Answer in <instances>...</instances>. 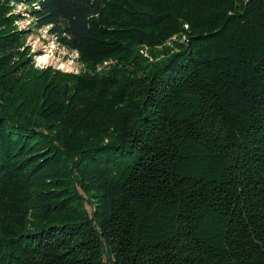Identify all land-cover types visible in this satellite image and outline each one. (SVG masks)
Wrapping results in <instances>:
<instances>
[{
  "label": "trees",
  "instance_id": "16d2710c",
  "mask_svg": "<svg viewBox=\"0 0 264 264\" xmlns=\"http://www.w3.org/2000/svg\"><path fill=\"white\" fill-rule=\"evenodd\" d=\"M0 264H264V0H0Z\"/></svg>",
  "mask_w": 264,
  "mask_h": 264
},
{
  "label": "rangeland",
  "instance_id": "374dc122",
  "mask_svg": "<svg viewBox=\"0 0 264 264\" xmlns=\"http://www.w3.org/2000/svg\"><path fill=\"white\" fill-rule=\"evenodd\" d=\"M23 9L20 5L17 6L16 11ZM28 24L29 20L18 22L20 28H25ZM28 44L34 52V62L38 68L52 66L64 72H80L81 65L76 54L59 46L45 30H34L28 36ZM87 209H90L89 206Z\"/></svg>",
  "mask_w": 264,
  "mask_h": 264
}]
</instances>
